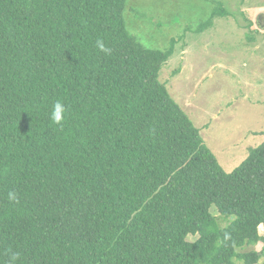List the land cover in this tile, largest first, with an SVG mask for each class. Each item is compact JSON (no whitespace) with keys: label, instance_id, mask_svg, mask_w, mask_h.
<instances>
[{"label":"trees","instance_id":"16d2710c","mask_svg":"<svg viewBox=\"0 0 264 264\" xmlns=\"http://www.w3.org/2000/svg\"><path fill=\"white\" fill-rule=\"evenodd\" d=\"M127 1L0 0V264H257L264 140L225 172Z\"/></svg>","mask_w":264,"mask_h":264},{"label":"rangeland","instance_id":"374dc122","mask_svg":"<svg viewBox=\"0 0 264 264\" xmlns=\"http://www.w3.org/2000/svg\"><path fill=\"white\" fill-rule=\"evenodd\" d=\"M123 16L139 43L171 52L160 81L232 172L264 140V0H128ZM245 250L264 257V242Z\"/></svg>","mask_w":264,"mask_h":264},{"label":"clouds","instance_id":"9594fccd","mask_svg":"<svg viewBox=\"0 0 264 264\" xmlns=\"http://www.w3.org/2000/svg\"><path fill=\"white\" fill-rule=\"evenodd\" d=\"M95 47L99 50V52H102L104 54H109L110 49L106 46L105 42L103 39H97L95 41ZM67 112L66 106L63 102L60 100H57L56 102L53 103L51 112H50V120L52 123L62 126L63 122L65 120V114ZM10 198L14 199V194L10 193L9 194ZM19 259V254L18 253H12L10 256V264H16V261ZM264 262V257H260L257 260V264H262Z\"/></svg>","mask_w":264,"mask_h":264},{"label":"crops","instance_id":"0c3cea01","mask_svg":"<svg viewBox=\"0 0 264 264\" xmlns=\"http://www.w3.org/2000/svg\"><path fill=\"white\" fill-rule=\"evenodd\" d=\"M262 227V226H261Z\"/></svg>","mask_w":264,"mask_h":264}]
</instances>
